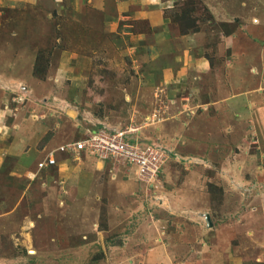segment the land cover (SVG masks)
I'll use <instances>...</instances> for the list:
<instances>
[{
	"label": "rangeland",
	"instance_id": "374dc122",
	"mask_svg": "<svg viewBox=\"0 0 264 264\" xmlns=\"http://www.w3.org/2000/svg\"><path fill=\"white\" fill-rule=\"evenodd\" d=\"M185 10L204 34L200 47L216 73L223 72L222 59L234 69L242 63L232 57L264 52V36H256V46L238 37L235 54L226 47L219 53L220 32L238 33V26L214 22L203 0L174 2L167 14L171 34L192 33L186 28L193 21L172 22ZM83 23L89 25L74 14H53L47 0L0 9V89L18 93L27 111L30 98L45 107L50 141L57 140L50 151L56 162L70 158L72 166L70 178L58 163L32 181L7 173V167L0 172V264H149L153 256L151 264H264V156L250 144L254 136L246 141L231 134L229 145L219 143L199 115L204 108L189 106L186 95L149 92L138 71L147 65L135 66L118 43ZM64 51L76 54L71 62L62 61ZM158 74L151 73L152 86ZM239 74L244 80L245 69ZM248 75L261 76L259 70ZM47 80L49 92L24 97L32 81ZM257 84L264 87V75ZM79 124L111 132L136 129L135 139L160 145L157 134L165 131L182 143L163 145L174 157L153 185H145L122 163L101 166L84 153L58 152V146L80 139ZM197 127L201 134L193 135L194 143L185 134ZM86 170L90 174L81 177Z\"/></svg>",
	"mask_w": 264,
	"mask_h": 264
},
{
	"label": "crops",
	"instance_id": "0c3cea01",
	"mask_svg": "<svg viewBox=\"0 0 264 264\" xmlns=\"http://www.w3.org/2000/svg\"><path fill=\"white\" fill-rule=\"evenodd\" d=\"M41 1L0 0V9L20 10L27 6L35 7ZM47 1L50 2L53 14L61 17L74 14L83 18L89 22V25L83 23L84 28L88 26L94 30L100 29L107 38L119 44L120 54L128 56L134 65L146 64L144 69L138 71L143 74L149 92L159 90L158 95H163L165 92L170 93L171 98L172 96L192 98L189 106H194L197 110L205 109L199 115L207 121V129L209 125L212 126L210 131L215 133L219 143L224 141L223 143L229 145L232 141L231 134L241 138L243 136L246 141L254 136L250 144L254 146L259 156H264V87L257 84L264 75V52L258 56L247 53L238 55L237 61L232 57L234 62L242 63L234 69L230 67V61L222 59L223 72L216 73L210 65L206 49L200 47L203 33L171 34V21L167 14L174 9V2H182V0ZM203 3L217 24L238 26V33L220 32L222 36L218 45L219 53H222L226 47L229 49L225 51L232 50L231 52L235 54L239 44L238 37H241L247 45L250 43L256 46L258 43L253 41L255 37L264 36V0H203ZM75 55L74 52L64 51L62 61L71 62ZM219 56L222 57L223 54ZM149 63L152 64L149 66ZM243 69H245L244 80L239 74ZM155 70L159 73V83L152 86L151 73ZM258 70L261 74L259 78L248 75L250 72L257 73ZM32 82L34 85H31V92L24 89L27 97H31L32 93L38 99L43 91L49 92L48 80ZM17 94L4 88L0 89V172L7 167V173L32 181L41 171L37 170V162L46 157L50 152V146L56 144L57 140L54 138L50 141V114H45L47 112L45 107L37 103L35 98L32 100L30 98L27 101L33 105H29L28 111L27 107L22 109ZM44 98L43 104L46 103L45 100L48 102V99ZM195 99L197 102L194 101ZM42 109L44 112L39 114ZM232 121L239 125V130L232 126ZM79 126L81 139L84 137L86 127L80 124ZM181 129L183 130V126ZM181 129H175L174 133L178 132L183 136ZM194 129L197 130L185 136L191 135V141L199 143L196 139L200 137L201 130L199 127ZM207 129L202 128V131L208 132ZM193 135L198 137L195 138ZM157 136L164 146L173 144L174 139L176 144L182 143L180 138L165 134V131H160ZM70 154L78 157L76 153ZM84 157L92 159L98 165H104L93 157L88 155ZM70 160V158H57L58 170L63 172L65 178L71 177ZM88 174L90 173L86 170L81 177L87 178ZM154 257L150 258L149 264L155 262Z\"/></svg>",
	"mask_w": 264,
	"mask_h": 264
},
{
	"label": "built area",
	"instance_id": "2783aa9c",
	"mask_svg": "<svg viewBox=\"0 0 264 264\" xmlns=\"http://www.w3.org/2000/svg\"><path fill=\"white\" fill-rule=\"evenodd\" d=\"M18 101L23 102V98L18 97ZM84 132L83 138L60 145L56 150L60 153H84L102 163H122L135 179L145 185H153L167 161L174 157L163 145L135 139L136 129L111 132L102 127L97 130L86 128ZM130 135L132 137L129 138ZM55 165V152L50 151L37 164V169L44 170Z\"/></svg>",
	"mask_w": 264,
	"mask_h": 264
},
{
	"label": "trees",
	"instance_id": "16d2710c",
	"mask_svg": "<svg viewBox=\"0 0 264 264\" xmlns=\"http://www.w3.org/2000/svg\"><path fill=\"white\" fill-rule=\"evenodd\" d=\"M191 7H194V4H192L191 5ZM207 9V8H206ZM188 11V10H187ZM186 10L184 11V13H182L181 15H178V16H175V18H173V21L172 22H174V23H183L184 21H187V22H189V21H193V20H191V14H189V12L191 11V10H189L188 12H187ZM205 12H206V10H204ZM208 13H209V11H208ZM210 14V13H209ZM211 15V14H210ZM211 16H209V18H210ZM212 18V17H211ZM173 23V24H174ZM195 21H193V23H192V25H190V26H192V27H187L186 29H193V31L192 32H194V30H195V32H197V29H198V27H196L195 26ZM222 26H225V24H222ZM183 30L184 29H181L180 28V32L182 31L183 32ZM181 32V33H182ZM183 35V34H182Z\"/></svg>",
	"mask_w": 264,
	"mask_h": 264
},
{
	"label": "water",
	"instance_id": "95a60500",
	"mask_svg": "<svg viewBox=\"0 0 264 264\" xmlns=\"http://www.w3.org/2000/svg\"><path fill=\"white\" fill-rule=\"evenodd\" d=\"M206 222H207V225H208V227H211V222H210V219H209V217H206Z\"/></svg>",
	"mask_w": 264,
	"mask_h": 264
}]
</instances>
